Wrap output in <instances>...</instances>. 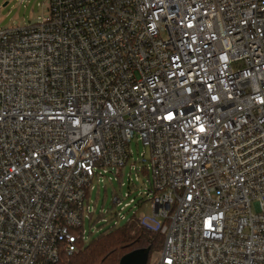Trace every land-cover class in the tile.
Wrapping results in <instances>:
<instances>
[{
    "label": "built area",
    "instance_id": "obj_1",
    "mask_svg": "<svg viewBox=\"0 0 264 264\" xmlns=\"http://www.w3.org/2000/svg\"><path fill=\"white\" fill-rule=\"evenodd\" d=\"M47 8L0 29V264L79 253L114 182L96 234L160 233L148 264H264V0Z\"/></svg>",
    "mask_w": 264,
    "mask_h": 264
},
{
    "label": "rangeland",
    "instance_id": "obj_2",
    "mask_svg": "<svg viewBox=\"0 0 264 264\" xmlns=\"http://www.w3.org/2000/svg\"><path fill=\"white\" fill-rule=\"evenodd\" d=\"M5 3H9L6 7H3ZM48 0H0V29L9 28H21L25 27L30 23H37L40 19L47 16L48 14ZM144 145L141 142L134 141L130 146L132 151L133 159L136 161L141 158V154L144 152ZM129 179V167L125 171L124 182L128 183ZM147 178H143V181ZM125 194L128 192V188H122L121 184L114 182L113 185L109 184L107 189L104 188V184L98 187L95 185V190L91 194L90 202L91 206L95 210L94 219L98 216L99 218L91 225L88 221L86 222L85 229L87 232V241L96 235L97 226L102 224L103 220H110V211L113 208L112 201L114 198L113 189ZM152 215L151 205L146 203L145 206L139 211L138 216L150 217ZM92 229L94 235L91 236L89 231ZM160 252H156L152 255L151 261L158 258Z\"/></svg>",
    "mask_w": 264,
    "mask_h": 264
},
{
    "label": "trees",
    "instance_id": "obj_3",
    "mask_svg": "<svg viewBox=\"0 0 264 264\" xmlns=\"http://www.w3.org/2000/svg\"><path fill=\"white\" fill-rule=\"evenodd\" d=\"M163 242L160 233L145 230L136 220L117 228H104L85 242L79 253L64 258L63 264H120L125 255L140 249H150L151 259L161 251Z\"/></svg>",
    "mask_w": 264,
    "mask_h": 264
},
{
    "label": "water",
    "instance_id": "obj_4",
    "mask_svg": "<svg viewBox=\"0 0 264 264\" xmlns=\"http://www.w3.org/2000/svg\"><path fill=\"white\" fill-rule=\"evenodd\" d=\"M9 3H5L6 7ZM150 258V249H140L125 255L120 264H148Z\"/></svg>",
    "mask_w": 264,
    "mask_h": 264
}]
</instances>
